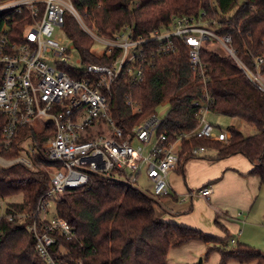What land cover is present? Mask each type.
<instances>
[{
    "label": "trees",
    "instance_id": "1",
    "mask_svg": "<svg viewBox=\"0 0 264 264\" xmlns=\"http://www.w3.org/2000/svg\"><path fill=\"white\" fill-rule=\"evenodd\" d=\"M7 1L0 0V5ZM70 1L84 25L106 38H112L125 25H133L135 36L147 37L155 30L167 29L175 17L203 14L201 19L219 36H230L243 63L251 66L255 57L264 56V0ZM27 17L26 10L1 11L0 31L8 25L21 32L29 22ZM64 32L84 66L110 63L90 51L91 39L69 14L65 15ZM209 44L204 42L200 49L205 65L202 77L191 70L189 47L181 39H173V50L162 56L153 54L158 49L156 43L143 46V80L131 84L123 74L111 85V116L119 128L128 132L166 103L168 112L158 132L173 141L196 129L200 107L208 101V111L238 119L244 129L253 132L230 126V138L225 143L196 138L183 141L179 164L194 159L186 154L194 146L215 150L217 159L239 154L249 161L250 172L264 187V95L223 50H211ZM261 71L264 74V64ZM128 100L141 108L140 114H132ZM2 122L0 118V126ZM54 133L50 122L40 132L24 128L9 149L1 150L6 159H15L21 155V142L30 138L33 152H28L30 168L14 164L0 170V200L23 193L21 202H5V214L30 215L25 224L6 220L0 223V264H46L26 224L33 221L37 206L47 202L45 193L50 188L54 164L47 161L42 147ZM52 201L56 216L68 222L76 234L71 241L56 236L50 253L54 259L60 258L61 264H172L170 251L190 242L202 243L205 256L219 254L218 264H264V253L250 245L235 242L229 246L228 230L217 220L223 238L167 221L159 200L116 179L90 175L86 186L68 189Z\"/></svg>",
    "mask_w": 264,
    "mask_h": 264
},
{
    "label": "built area",
    "instance_id": "2",
    "mask_svg": "<svg viewBox=\"0 0 264 264\" xmlns=\"http://www.w3.org/2000/svg\"><path fill=\"white\" fill-rule=\"evenodd\" d=\"M11 9L17 13L26 10L29 22L19 33L8 25L0 31V170L14 164L31 167L29 157L20 155L9 160L1 154V150L11 147L21 129L32 127L40 132L44 127L37 131L39 118L54 126L53 138L42 147L47 161L54 164L50 188L45 193L47 202L37 206L33 221L26 224L46 264H61L60 258L54 259L50 253L56 236L67 241L76 237L69 223L55 213L48 219L44 216L57 195L86 186L90 175L116 179L135 189L144 176L151 185L150 196L160 200L168 195V176L181 160L183 141L196 138L225 143L230 138L227 130L205 121L208 101L200 107L196 129L173 141L158 132L163 119L156 112L128 132L115 124L111 116V85L123 74L131 84L143 80V51L148 43H156L158 49L153 54L162 56L173 50V39H181L189 47L191 70L202 77L205 65L200 58L201 46L206 41L217 42L249 83L264 95V56L255 57L251 66L243 63L230 36H219L201 19L203 14L175 17L167 29L155 30L147 37L135 36L133 25L123 26L112 38L83 26L91 39L90 51L110 60L108 65L84 66L81 58L74 65L68 64L71 52L76 50L74 44L69 38L64 42L55 36L56 31L64 32L66 14L81 23L70 0H9L0 5V12ZM127 104L132 114L141 113L131 100ZM205 151L204 146H194L186 154L198 158ZM211 193L210 185L198 190L204 198ZM5 207L0 200V223L6 220L25 224L30 217L26 213L5 214Z\"/></svg>",
    "mask_w": 264,
    "mask_h": 264
},
{
    "label": "crops",
    "instance_id": "3",
    "mask_svg": "<svg viewBox=\"0 0 264 264\" xmlns=\"http://www.w3.org/2000/svg\"><path fill=\"white\" fill-rule=\"evenodd\" d=\"M237 121L241 123L238 119ZM206 151L198 158L182 161L170 172L168 195L161 198L159 202L167 221L196 228L206 234L223 238L224 233L216 225V220L228 230V233L231 228L236 227L234 223L220 218L222 212L220 213L216 206H224L225 203L218 199L219 192H223V197L228 195L227 192L231 188H227L228 185L233 186L234 179L238 178L242 179L247 188H252L250 193L252 195L255 188H260V179L250 172L252 166L244 156L238 154L217 159L215 150L216 155L213 156H207ZM206 184L212 188V193L208 198L198 194V190ZM250 194L247 197L242 195L243 200H248ZM238 196L241 197L240 194L235 197ZM212 197L215 198L216 205L214 206L207 204ZM183 198L184 200H182ZM231 218L234 222L243 223V221L241 222L242 213H237L236 217L232 216ZM219 233L221 236L218 235Z\"/></svg>",
    "mask_w": 264,
    "mask_h": 264
},
{
    "label": "rangeland",
    "instance_id": "4",
    "mask_svg": "<svg viewBox=\"0 0 264 264\" xmlns=\"http://www.w3.org/2000/svg\"><path fill=\"white\" fill-rule=\"evenodd\" d=\"M75 20L83 31H84L83 26L88 28L87 26L84 25L81 19H80L81 23L77 19ZM90 30L95 32L92 29ZM55 36L61 41H64V42L68 41V37L66 33L63 31H56ZM96 47L99 50L101 49V47L99 46H96ZM208 48H210L211 50H216V51L222 50V48L217 42H211ZM79 59H80V56L78 52L74 50L70 54V60L68 61V64L74 65ZM168 108H169L168 104L165 103L156 109V114L158 115L160 119H163L165 117V115L168 112ZM204 119L206 122L222 130H227L230 126H234L239 130H243L245 133L251 134L253 132V130L251 129H244L242 124L239 123L237 119L230 118V117L220 115V114H215L210 111H208L205 114ZM44 125H45V119L39 118V120L36 123L37 131H40L44 127ZM21 145H22L21 146L22 148L21 157L27 159L28 158L27 153L29 152V149L31 148V142L29 141V139H26L22 142ZM206 155L213 156V155H216V153L214 150L208 149L206 151ZM227 188H230L229 192L231 191L232 194L227 192L228 195H225L223 197V192L222 191L219 192L218 199L223 201L225 204L224 206H221V205L216 206V208L220 211V213L222 212L220 216L221 219L228 220L235 224L236 228H231L229 231V237H228L229 246L234 245L232 243V240L234 241L238 240L237 242L248 244L251 247L255 248L256 250H259L262 253H264V187L260 186L259 189L255 188V192L251 195L250 193L252 192V188L248 187L249 188L248 190L247 186L244 185V183L242 182V179L235 178L233 181V186L228 185ZM137 189L140 192L150 196L151 185L145 179L144 176H141L139 178L138 183H137ZM237 194H240L241 197L240 196L235 197ZM248 194H250L248 197V200L244 201L243 200L244 198L242 197L243 196L247 197ZM237 198H240V199L236 200ZM22 199H23V193H19L14 196L5 198L1 201L21 202ZM214 199L215 198L213 197L210 198V201L207 204H210L212 206L216 205V203L214 202ZM54 213H55L54 203L50 202L47 208V213H45L44 216L48 219ZM237 213H242L241 222L243 221V223H238V222H234L233 220H231L232 219L231 217L232 216L236 217ZM218 235L221 236V233H219ZM205 250L206 249L202 243L190 242L187 245H184L182 247L172 249L169 254V261L172 264H218L219 254L212 253V254H209L208 256H205ZM229 264H240V263L236 261H230Z\"/></svg>",
    "mask_w": 264,
    "mask_h": 264
}]
</instances>
